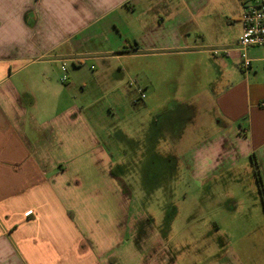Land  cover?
Segmentation results:
<instances>
[{
	"label": "crops",
	"instance_id": "obj_1",
	"mask_svg": "<svg viewBox=\"0 0 264 264\" xmlns=\"http://www.w3.org/2000/svg\"><path fill=\"white\" fill-rule=\"evenodd\" d=\"M207 1L0 0V264H150L137 245L151 226L136 236L124 163L107 155L87 125L81 96L82 65L96 63L95 79L110 71L113 88V65L123 78L137 40L161 57L211 55L208 92L180 99L178 87L172 89V104L189 105V112L182 108L186 118L166 117L174 122H166V131L175 136V159L190 165L196 180L250 159L264 193V56L254 52L264 46L248 48L251 68L241 69L239 17L233 43L183 52L200 31ZM253 1L239 0L240 16ZM155 240L156 264H178L174 255L164 263L160 227ZM255 248L254 257L229 251L208 264H264Z\"/></svg>",
	"mask_w": 264,
	"mask_h": 264
},
{
	"label": "rangeland",
	"instance_id": "obj_2",
	"mask_svg": "<svg viewBox=\"0 0 264 264\" xmlns=\"http://www.w3.org/2000/svg\"><path fill=\"white\" fill-rule=\"evenodd\" d=\"M239 13V0H208L198 19L200 31L191 36L182 51L196 53L220 49L221 43H233ZM137 26V21H133L131 31L139 36ZM135 37H130L133 45ZM137 42L139 50L124 60L123 78H119L113 65V88L109 84L110 71L95 79L96 63L85 62L80 70L85 83L81 96L87 125L107 155L124 163L123 178L131 188L130 223L137 226L136 236L138 229L141 236L142 227L151 226L146 243H139L137 248L144 255L147 253L150 264H156L159 256L155 237L160 227L166 235L164 263L174 255L178 264H208L229 251L230 257H254V243L259 255L256 257L264 262V207L250 159L239 160L231 169L197 181L194 169L175 159L179 155L173 147L175 136L166 131V122L174 123L167 116L183 119V109L189 112V105L171 103L174 85L180 99L210 90L215 73L207 65L211 55L182 53L173 58L161 57L155 54L159 49L144 48L148 41H144V46ZM254 52L264 56V48ZM136 87L144 89L143 101ZM251 224L255 228L251 229ZM247 228L252 231H245ZM150 243L155 247L148 246ZM137 259L138 255L131 261Z\"/></svg>",
	"mask_w": 264,
	"mask_h": 264
},
{
	"label": "built area",
	"instance_id": "obj_3",
	"mask_svg": "<svg viewBox=\"0 0 264 264\" xmlns=\"http://www.w3.org/2000/svg\"><path fill=\"white\" fill-rule=\"evenodd\" d=\"M240 22L242 24V32L236 41V49L241 69L249 70L251 68V59L247 54L248 48L264 46V0H255L252 3L244 4ZM60 69L62 72L60 81L64 83L67 80L65 65L62 64ZM134 84L135 82H133ZM136 92L140 100L145 98L141 88L136 87ZM259 106L264 108V102L260 103Z\"/></svg>",
	"mask_w": 264,
	"mask_h": 264
},
{
	"label": "trees",
	"instance_id": "obj_4",
	"mask_svg": "<svg viewBox=\"0 0 264 264\" xmlns=\"http://www.w3.org/2000/svg\"><path fill=\"white\" fill-rule=\"evenodd\" d=\"M252 158V157H251ZM254 169H255V175H256V179H257V184L261 185V180H260V174H259V169H258V166L254 163ZM259 191L261 193V197H262V204H263V207H264V193H263V190L261 189V187L259 188Z\"/></svg>",
	"mask_w": 264,
	"mask_h": 264
}]
</instances>
